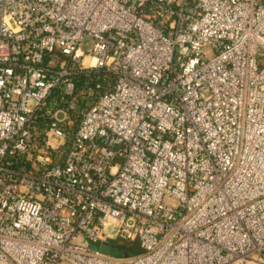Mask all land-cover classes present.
I'll list each match as a JSON object with an SVG mask.
<instances>
[{
  "label": "built area",
  "instance_id": "1",
  "mask_svg": "<svg viewBox=\"0 0 264 264\" xmlns=\"http://www.w3.org/2000/svg\"><path fill=\"white\" fill-rule=\"evenodd\" d=\"M118 239L143 253L92 247ZM251 258L264 0H0V264Z\"/></svg>",
  "mask_w": 264,
  "mask_h": 264
},
{
  "label": "rangeland",
  "instance_id": "2",
  "mask_svg": "<svg viewBox=\"0 0 264 264\" xmlns=\"http://www.w3.org/2000/svg\"><path fill=\"white\" fill-rule=\"evenodd\" d=\"M91 45V42L89 40H87L84 43V49H89ZM51 108H53V104L51 105ZM76 117V116H75ZM74 121V125L72 126V128H74L77 124V119H72ZM44 125V126H43ZM47 124L43 123L42 126L40 127L41 129L39 130V132L37 134H35V140L33 141V147H35L32 151V159L36 160L39 159L36 155L38 154V156H40L41 154L45 153V149L42 148L44 146V140L42 139V135L41 138H37L41 132H43L44 130L47 129ZM68 145V142L66 143V146ZM37 151V153L35 154L34 151ZM40 150V152H39ZM52 161L56 162L58 160H61V150L58 153H54L52 156ZM114 230V229H113ZM107 242V241H106ZM117 245H120L119 247H117ZM92 247L94 249L97 250H101L103 252H105L106 254H109L113 257L116 258H130V257H135L138 255H141L143 253V249L141 246L140 241L138 240H134V241H124V240H119L115 241V244H108V243H97V244H93ZM236 264H260V262L258 260H255L254 258L251 259H247V260H242V261H238Z\"/></svg>",
  "mask_w": 264,
  "mask_h": 264
},
{
  "label": "trees",
  "instance_id": "3",
  "mask_svg": "<svg viewBox=\"0 0 264 264\" xmlns=\"http://www.w3.org/2000/svg\"><path fill=\"white\" fill-rule=\"evenodd\" d=\"M84 81H85V77L83 75L78 76L76 78L77 88H82ZM43 123H44L43 121L38 122L36 125V129L40 130L41 129L40 127L42 126Z\"/></svg>",
  "mask_w": 264,
  "mask_h": 264
},
{
  "label": "crops",
  "instance_id": "4",
  "mask_svg": "<svg viewBox=\"0 0 264 264\" xmlns=\"http://www.w3.org/2000/svg\"><path fill=\"white\" fill-rule=\"evenodd\" d=\"M115 241H118V240H114V241H107V242H103V243H108V244H112L114 243L115 244ZM120 245H117V247H119Z\"/></svg>",
  "mask_w": 264,
  "mask_h": 264
}]
</instances>
